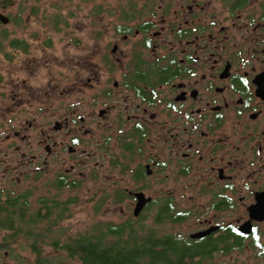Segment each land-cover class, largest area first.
Returning <instances> with one entry per match:
<instances>
[{
  "label": "flooded vegetation",
  "instance_id": "obj_1",
  "mask_svg": "<svg viewBox=\"0 0 264 264\" xmlns=\"http://www.w3.org/2000/svg\"><path fill=\"white\" fill-rule=\"evenodd\" d=\"M121 3L110 11L108 25L96 15L93 37H101L106 28L114 37L100 45L94 66L80 59L75 71L81 92L87 86L95 89L98 108L90 117L95 127L79 114L84 96L71 104L66 98L55 105L44 99L46 108L41 110H50L53 119L37 124L34 118L21 119L18 128L7 119L8 127L0 133L3 139L23 140L22 130L31 129L32 136L29 148L19 154L17 169L7 164L1 176L29 165L24 176L45 175L58 189L68 188L70 182L79 185L86 177L87 158L109 142L115 152L110 162H119L116 166L130 174L129 181L140 183L131 190L124 188L131 203L135 206L136 192L151 197L140 213L155 200L146 195L147 187L172 178L174 198L182 209L241 210L236 221L205 219L207 226L197 231L217 229L199 238L188 235L189 240L212 238L233 228L244 241L256 239L257 260L264 264V0ZM12 43L7 45L15 52L28 51L21 41ZM15 52L5 59L13 60ZM34 87L30 77L11 74L1 80L0 111L35 112ZM58 94L67 91L61 88ZM92 137L97 146L87 149L85 140ZM13 145L1 146L4 154L15 149ZM126 156L130 160L120 165ZM137 158L133 165L131 159ZM165 169L169 175H159L155 182L157 172ZM252 207L257 219L249 217ZM249 220L250 232L241 233L239 227Z\"/></svg>",
  "mask_w": 264,
  "mask_h": 264
},
{
  "label": "rangeland",
  "instance_id": "obj_2",
  "mask_svg": "<svg viewBox=\"0 0 264 264\" xmlns=\"http://www.w3.org/2000/svg\"><path fill=\"white\" fill-rule=\"evenodd\" d=\"M3 5H5L3 8L0 6V13L6 15L9 21L4 24L0 22V82L1 80L5 82L11 74L20 79L24 76L30 77L35 85L36 100L33 102V107L36 111L32 113H3L0 111V133L8 127V118H12L10 126H17V128L18 121L21 119L30 121L34 118L35 124L49 120L50 117L53 119V116L48 113L51 112L50 110L48 112L46 109L41 110L42 106L46 108L44 99L50 105H55L60 99L66 98L71 104L80 100L81 96H84L85 105L84 108L79 107V114L86 117L89 126L94 128L96 122L90 117L92 116L91 112L93 110L97 112L98 108L95 89L87 86L81 92L78 88L79 84L77 83L79 82L75 71L80 65L78 62L80 59L82 62H90L94 66L96 51L98 52V49L102 47L100 45L103 42L109 41L110 43L112 41L114 35L110 28H106L101 33V37H93L97 24L95 21L98 20L96 15L102 18L104 25H108L111 22L110 11L114 7H120L121 0H9ZM94 15L95 17H93ZM12 40L25 44L28 49L26 54H20L10 48L7 42ZM44 45L48 48L43 47ZM12 52H15L17 57L7 61L5 57H13ZM26 55L28 56L26 57ZM34 58H36L35 66L33 65ZM40 61L41 64L38 66ZM101 70L103 71L102 68ZM83 76L86 77V75ZM83 81H86V78ZM61 88L67 91L64 96L58 94ZM0 92H2L1 88ZM0 103H4V100L0 99ZM56 114H62V112L56 111ZM99 130L103 131V129ZM94 131L98 132V129ZM104 132L110 133V130L104 128ZM104 132L101 134L105 135ZM30 133L32 136V129L29 132L22 130L23 140L20 138L6 140L0 135V195L4 200L8 196L30 192L27 199L28 206H26L28 215L43 214L45 209L39 202L43 197L48 198V202L50 201L47 206H52V212L48 218L35 224L27 223L32 219L27 215L23 221L16 219L15 229H0V264H78L77 259L69 257L66 251L61 248L62 242L90 231L94 222L119 223L134 218L132 214L134 203H131V198L124 188L131 190L140 183L130 182V174L125 175L118 167H112L110 159L115 152L110 151L109 142H107V146L100 145L102 151L98 149L97 153H92L87 158L86 177L74 187L69 186L61 189L52 187L45 175L39 176L38 179L24 176L29 165H22L17 171L13 170L2 177L1 173L5 166L9 164L12 169L16 168L17 160L20 158L19 154L25 151L26 147L29 148L27 141ZM37 135V129H35L33 136ZM91 136L86 135V139ZM96 142L95 137L88 141L85 140V147L87 149L95 147L97 146ZM7 143H13L15 149L10 147L8 153L4 154L1 146ZM21 160L23 162L22 158ZM126 160H130V158L126 156L125 160H121V162L124 163ZM131 160L135 165L139 159ZM96 163L97 166H95ZM168 171L170 170L165 169L157 172L156 177L153 178L154 181L157 182L159 175L161 177L169 175ZM16 174L20 175V179L16 178ZM93 174H97V176L94 177ZM165 183L163 184L161 181L149 185L145 190L146 195L160 199L167 196L175 197L172 178L166 180ZM117 191L124 193L120 201H115ZM70 198H74V201L63 206L61 202ZM53 199L58 201L56 207L52 203ZM179 204L177 203L176 206L179 207ZM63 210L65 211L63 212ZM191 210L197 214L193 217L191 215L178 224H161L158 228L161 229L160 233L169 232L176 236L185 235L188 237L189 233L207 226L206 223H203L205 219L220 216L224 224L227 221H236L238 214L241 213L239 209L207 210L197 208ZM61 211L63 214L57 218V213H61ZM145 213L147 215L144 224L152 225L153 209H146ZM249 240L250 238L245 240L241 247H236L230 253H214L215 256L211 258V263L206 261L205 264H259L257 246L254 244V247L253 245L251 247Z\"/></svg>",
  "mask_w": 264,
  "mask_h": 264
},
{
  "label": "trees",
  "instance_id": "obj_3",
  "mask_svg": "<svg viewBox=\"0 0 264 264\" xmlns=\"http://www.w3.org/2000/svg\"><path fill=\"white\" fill-rule=\"evenodd\" d=\"M8 1L1 0V8ZM11 42H13L12 45L16 43L15 40ZM111 164L112 167H117L119 162L112 160ZM123 164L120 163V165ZM77 185L75 182L69 184L70 187ZM117 192L115 201H120L124 193ZM29 195L30 192H24L8 196L4 200L0 195V229H15L16 219L23 221L28 215L26 206H28ZM70 201H74V198L61 203L64 206ZM39 202L45 210L43 214L28 215L32 218L27 221L28 224L40 222L51 214L52 206H47L48 198L43 197ZM52 203L56 207L58 201L53 199ZM176 205L173 196L163 199L157 197L139 216L119 223L94 222L90 231L62 242L61 248L69 257L77 259L78 264H205L206 261L211 263L214 253H230L236 247L243 245L244 240L233 228L225 232L221 231L212 238L194 241L189 240L185 235L160 233L161 229L158 228L161 224H178L193 214L189 209H182ZM150 208L154 212L153 224L146 225L144 221L147 214L144 212ZM63 212L57 213V218L61 217ZM255 243L256 239L253 238L251 244Z\"/></svg>",
  "mask_w": 264,
  "mask_h": 264
},
{
  "label": "water",
  "instance_id": "obj_4",
  "mask_svg": "<svg viewBox=\"0 0 264 264\" xmlns=\"http://www.w3.org/2000/svg\"><path fill=\"white\" fill-rule=\"evenodd\" d=\"M9 21V18L0 13V22L7 23ZM134 196L137 198L136 204L132 210V214L134 217L138 216L139 213L141 212L142 208L144 207V205L148 202L151 201V197H146L144 193L142 192H136L134 193ZM249 212V217L253 218V219H257V211L255 207H252L248 210ZM217 229V227H209L208 229L205 230H200V231H196V232H191L189 234L190 238H199L202 237L206 234H209L211 231ZM251 230V222L250 220L248 222H246L245 224L241 225L239 227V231L241 233H249Z\"/></svg>",
  "mask_w": 264,
  "mask_h": 264
}]
</instances>
